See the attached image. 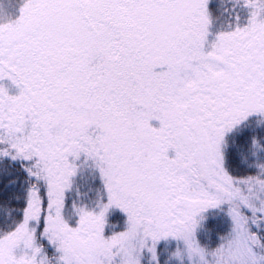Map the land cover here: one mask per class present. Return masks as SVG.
<instances>
[{"label":"snow or ice","instance_id":"snow-or-ice-1","mask_svg":"<svg viewBox=\"0 0 264 264\" xmlns=\"http://www.w3.org/2000/svg\"><path fill=\"white\" fill-rule=\"evenodd\" d=\"M0 264H264V0H0Z\"/></svg>","mask_w":264,"mask_h":264},{"label":"trees","instance_id":"trees-1","mask_svg":"<svg viewBox=\"0 0 264 264\" xmlns=\"http://www.w3.org/2000/svg\"><path fill=\"white\" fill-rule=\"evenodd\" d=\"M115 222H118V221H114V223H115ZM215 227H216V225H215L214 223H211V222H210V223L208 224V228H209V230H213Z\"/></svg>","mask_w":264,"mask_h":264}]
</instances>
